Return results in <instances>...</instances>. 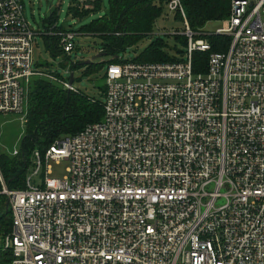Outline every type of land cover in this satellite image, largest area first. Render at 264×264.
<instances>
[{
	"label": "built area",
	"instance_id": "1",
	"mask_svg": "<svg viewBox=\"0 0 264 264\" xmlns=\"http://www.w3.org/2000/svg\"><path fill=\"white\" fill-rule=\"evenodd\" d=\"M165 7L185 20V59L110 63L101 120L35 149L22 189L0 167L11 264H264V0H231L211 32L192 30L182 0ZM50 33L74 50L76 32ZM210 34L230 46L195 73ZM36 38L23 0H0L2 114L25 111L34 78L78 91L35 67ZM63 159L69 175L53 177Z\"/></svg>",
	"mask_w": 264,
	"mask_h": 264
},
{
	"label": "trees",
	"instance_id": "2",
	"mask_svg": "<svg viewBox=\"0 0 264 264\" xmlns=\"http://www.w3.org/2000/svg\"><path fill=\"white\" fill-rule=\"evenodd\" d=\"M167 1L169 0H109V15L93 19L91 23L82 26L80 32L101 37L102 53L111 57L106 61L108 65L122 62L124 59L120 57L119 52L127 44L136 42L138 38L153 32ZM182 2L190 27L194 31H203L204 26L210 21L227 18L231 10V0H182ZM90 4L92 7L86 9L80 6L79 0H75L70 7V14L84 16L90 11H97L102 7V0L91 1ZM56 16V12L51 11L45 19L47 28L43 34L45 45L53 56L62 55L67 58L69 55L64 52L60 44V36L50 33L57 23ZM58 30L68 31L60 27ZM181 38L187 45L188 38L186 36ZM208 38L212 43V50L195 51L193 54L195 73L207 72L210 53L226 51L232 40L230 36L218 34H210ZM162 45L160 41L153 43L136 61L182 60L168 56L161 50ZM74 66L77 65L73 64ZM56 75L64 79L60 74ZM105 92L106 86L104 94ZM28 104L25 131L22 143L17 148L18 154H0L1 171L10 189H22L26 186V178L33 165L31 157L35 149L45 152L55 140L78 133L87 124L101 120L104 115L102 101L86 96L79 90L70 91L59 82L46 77L34 78L31 81ZM2 189L0 182V190ZM8 202L7 195L0 194V237L3 238L12 231L13 225ZM12 259V251L0 247V264H11Z\"/></svg>",
	"mask_w": 264,
	"mask_h": 264
},
{
	"label": "rangeland",
	"instance_id": "3",
	"mask_svg": "<svg viewBox=\"0 0 264 264\" xmlns=\"http://www.w3.org/2000/svg\"><path fill=\"white\" fill-rule=\"evenodd\" d=\"M75 0H23L25 5V17L30 26L37 32L34 43V65L45 72L60 74L70 82L71 73H74L75 87L84 95L104 101V88L106 86V74L111 57L104 56L95 58L102 52L103 41L100 36L80 32L82 26L91 23L93 19L107 17L110 13L109 0H102V7L97 11H90L84 16H73L70 7ZM80 1V0H79ZM95 0H88L90 3ZM51 11L56 12L58 27L77 33L75 37V48L67 58L62 55L53 56L46 48L43 34L46 32L45 19ZM208 22L205 31H215L222 26L223 20ZM186 28L184 18L178 13H171L164 8L163 14L157 19L153 32L138 38L136 42L129 43L123 48L119 55L125 60H137L146 49L153 43L162 42L161 50L170 57L185 59L187 57V45L181 36ZM179 36V37H177ZM68 59V60H67ZM77 65L73 67V64ZM27 105L23 113H0V154L13 153L19 148L25 131L27 117ZM51 175L53 177H66L69 175L70 160L51 161ZM34 167L29 170V175ZM38 174L34 180L42 182ZM6 182V181H5ZM3 186V185H2ZM0 190V194H3ZM4 245V238L0 237V247Z\"/></svg>",
	"mask_w": 264,
	"mask_h": 264
},
{
	"label": "water",
	"instance_id": "4",
	"mask_svg": "<svg viewBox=\"0 0 264 264\" xmlns=\"http://www.w3.org/2000/svg\"><path fill=\"white\" fill-rule=\"evenodd\" d=\"M105 53H100L98 54L97 56H95V58H98V57H101V56H104ZM75 82V77H74V73L72 72L71 73V77H70V84H73Z\"/></svg>",
	"mask_w": 264,
	"mask_h": 264
}]
</instances>
